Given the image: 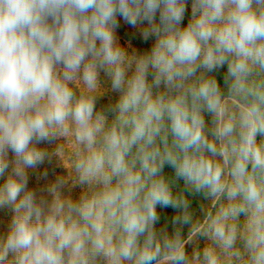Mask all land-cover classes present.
Returning a JSON list of instances; mask_svg holds the SVG:
<instances>
[{
  "label": "clouds",
  "instance_id": "1",
  "mask_svg": "<svg viewBox=\"0 0 264 264\" xmlns=\"http://www.w3.org/2000/svg\"><path fill=\"white\" fill-rule=\"evenodd\" d=\"M0 264H264V0H0Z\"/></svg>",
  "mask_w": 264,
  "mask_h": 264
}]
</instances>
